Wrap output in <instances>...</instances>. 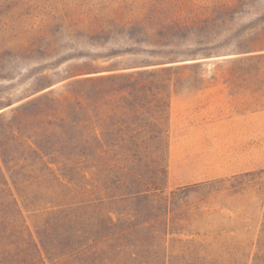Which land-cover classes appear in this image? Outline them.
I'll return each instance as SVG.
<instances>
[{
    "label": "rangeland",
    "instance_id": "374dc122",
    "mask_svg": "<svg viewBox=\"0 0 264 264\" xmlns=\"http://www.w3.org/2000/svg\"><path fill=\"white\" fill-rule=\"evenodd\" d=\"M204 85L257 113L259 167L178 186L170 100ZM0 156L43 246L8 263L264 264V0H0Z\"/></svg>",
    "mask_w": 264,
    "mask_h": 264
},
{
    "label": "crops",
    "instance_id": "0c3cea01",
    "mask_svg": "<svg viewBox=\"0 0 264 264\" xmlns=\"http://www.w3.org/2000/svg\"><path fill=\"white\" fill-rule=\"evenodd\" d=\"M228 87L204 85L174 95L169 105L167 180L185 186L259 167L256 112L236 114Z\"/></svg>",
    "mask_w": 264,
    "mask_h": 264
},
{
    "label": "trees",
    "instance_id": "16d2710c",
    "mask_svg": "<svg viewBox=\"0 0 264 264\" xmlns=\"http://www.w3.org/2000/svg\"><path fill=\"white\" fill-rule=\"evenodd\" d=\"M141 74L138 73L135 76H140ZM134 75L129 74H121V75H113L108 77H102V78H87L85 80H80L77 82H74L73 84L81 85V84H94L95 82H107L110 84H113L115 80H124V83H132V80L134 79ZM72 85V84H71ZM71 85H68L70 87ZM48 95H44L38 99L43 100V98L47 99ZM61 100L67 99V96H61ZM89 99V95L85 96V98H80L81 108H87L86 110L82 111L81 120L80 123L82 124L83 129L88 130L90 129L92 125V113L90 111L91 104H88L87 101ZM49 100V99H48ZM47 100V101H48ZM90 100L92 101V98L90 97ZM31 101L27 105H31L36 102ZM50 101H53L50 99ZM48 101V102H50ZM26 106H22L21 108H25ZM85 106V107H83ZM88 139V140H87ZM89 139L91 140V137L88 136V138H83L84 147L85 149L89 150L91 148V142H89ZM29 141V140H28ZM89 147V148H88ZM27 148L29 151H31L35 155H39L41 152L39 150V145L35 141H31L30 144H27ZM45 157V156H44ZM41 161V165L44 166V170H41L38 176H35V178H42V177H52L60 181L59 174H57L56 171L53 169H50L48 167V162L44 161V158L38 157ZM1 162L2 160L0 156ZM62 181H60L61 183ZM68 185V184H67ZM74 185V184H73ZM24 188L26 185H22ZM19 188L15 186V184L12 182L11 184L4 182L2 179H0V264H12V262L8 263L5 258L9 257H17L19 253H22V251L26 250H33L37 253L40 252V247H43L41 244H37L30 232V229L25 224V219L23 217L22 208L20 206V202L18 200L19 198ZM148 195L147 192L143 194V196ZM51 214L54 213V210L48 211ZM262 226L264 228V215H263V222ZM262 240H264V232H262ZM4 261V262H3ZM15 261V260H13Z\"/></svg>",
    "mask_w": 264,
    "mask_h": 264
}]
</instances>
